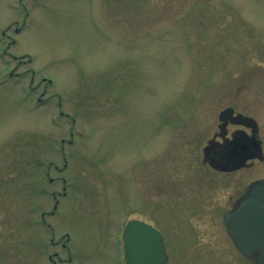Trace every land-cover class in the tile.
Listing matches in <instances>:
<instances>
[{"label": "rangeland", "instance_id": "rangeland-1", "mask_svg": "<svg viewBox=\"0 0 264 264\" xmlns=\"http://www.w3.org/2000/svg\"><path fill=\"white\" fill-rule=\"evenodd\" d=\"M228 104L264 130V0H0V264H123L132 217L166 264H254L223 214L264 163L202 164Z\"/></svg>", "mask_w": 264, "mask_h": 264}, {"label": "water", "instance_id": "water-1", "mask_svg": "<svg viewBox=\"0 0 264 264\" xmlns=\"http://www.w3.org/2000/svg\"><path fill=\"white\" fill-rule=\"evenodd\" d=\"M229 113L230 109H225L220 117ZM237 149L235 145L230 151L225 148L214 151L211 164L227 168L237 161ZM224 220L237 249L256 264H264V179L251 185L236 209L225 212ZM123 241L127 264H164L168 259L162 235L144 221L130 220L124 228Z\"/></svg>", "mask_w": 264, "mask_h": 264}, {"label": "flooded vegetation", "instance_id": "flooded-vegetation-1", "mask_svg": "<svg viewBox=\"0 0 264 264\" xmlns=\"http://www.w3.org/2000/svg\"><path fill=\"white\" fill-rule=\"evenodd\" d=\"M233 108V112L229 115L228 119L224 121V124L217 125L216 131L213 135L208 138V147L205 145L202 147V153L206 158H213V152L219 149L225 148L230 151L234 148L235 144L238 149L236 151L237 161L235 163H230L227 168L233 169L235 171H244L254 167L258 163H264V130L263 126L260 124L258 117L255 114L246 112L244 109H238L234 104H228ZM238 114V115H237ZM239 114L244 116L253 117L256 120L257 126L255 127V132L251 126H248L245 121V118L241 117ZM252 124L255 122L250 121ZM224 143V144H223ZM207 154V155H206ZM208 162L203 160V165L208 166ZM245 193L243 191L238 198L232 202V207H235L238 203L239 198ZM61 194L58 191H52V196L57 197ZM65 194V193H64ZM43 219L45 220V215L52 216L55 214V210L50 212H42ZM55 245H61L62 247L67 248L66 242L60 240L59 242L55 241ZM54 258H52V263L57 264L58 262H65L68 258H64L60 255L59 251H54Z\"/></svg>", "mask_w": 264, "mask_h": 264}]
</instances>
